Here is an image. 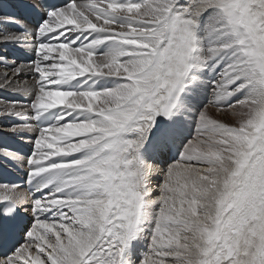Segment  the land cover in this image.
Returning a JSON list of instances; mask_svg holds the SVG:
<instances>
[{
    "label": "snow or ice",
    "instance_id": "1",
    "mask_svg": "<svg viewBox=\"0 0 264 264\" xmlns=\"http://www.w3.org/2000/svg\"><path fill=\"white\" fill-rule=\"evenodd\" d=\"M0 124V264H264V0H0Z\"/></svg>",
    "mask_w": 264,
    "mask_h": 264
}]
</instances>
